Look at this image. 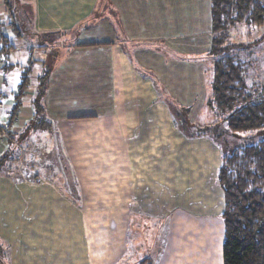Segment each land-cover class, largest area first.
Wrapping results in <instances>:
<instances>
[{"label":"crops","instance_id":"crops-1","mask_svg":"<svg viewBox=\"0 0 264 264\" xmlns=\"http://www.w3.org/2000/svg\"><path fill=\"white\" fill-rule=\"evenodd\" d=\"M6 1L0 4V16H7L9 13L13 19V7L9 5L10 2L5 4ZM26 2L33 6L32 28L36 40L41 35L48 37H44L45 40L43 37L40 38L42 42L38 44L42 60L36 62L30 55L35 51L34 45L31 47L25 45L28 40H22L24 36L17 31V25L3 24L11 30L15 36L13 37L10 33L4 35L0 24L1 37L6 38L5 41L12 46L10 52L0 54V123L12 121L14 108L20 104L13 97L19 93L14 95L15 89L8 92L5 89L8 77H15V72L19 70L17 69L19 64L15 62L24 61L29 67L25 68L21 79L24 78V74L31 78L34 73L36 82H39V94L42 80L49 75V87L44 95L47 117L57 123H78L81 131L83 128L88 130L91 128L90 138L101 139L102 135L108 137L104 128H108L109 125L116 124L119 131L121 129L120 135L115 133L113 136L120 145L111 148L110 155L106 156L105 160L127 159L131 164L127 161L120 163L122 169L128 168L129 172L138 168L139 179L134 181L126 179L128 184L126 181L122 193L112 191V194L107 196L111 199L105 200V206L149 208L153 209L155 217L162 214L160 209H168L167 215H172L171 209H174L176 204L172 206L168 201L162 202L160 197L153 199L154 195L152 197L146 195L147 191L153 194L156 189L173 190L170 182L165 184L167 188L159 187L162 183L158 182L160 169L157 161L163 155H167L169 150L171 154L173 153L169 157V161H172L165 169L169 168L171 171L169 181L172 182V178L175 177L177 182L180 170L179 154L188 155L189 152L194 154L196 143L205 142L208 149L215 151L216 160L220 161L222 156L218 146L209 138L195 140L181 134L175 127L172 117V111L175 110L177 114L180 106L189 108L192 112L195 108L196 95L200 96V104L204 106L211 95L213 66L208 56L212 45L211 0H106L107 7L101 6L102 0H26ZM27 16H30L29 11ZM51 36L57 39L54 44L49 39ZM33 38L35 35L31 41ZM11 39L17 41L16 45L10 44ZM3 41L0 39V49L4 45ZM68 41L69 44L64 45ZM52 47L58 50L51 56L49 51ZM35 63L39 65L38 70ZM35 91H38L37 86ZM35 94L34 92L30 94V98L26 99L27 102L22 104L19 110L20 123L33 125L34 129L29 131L24 139L19 136L21 135L19 130H15L12 135V141L21 145L24 142L27 145L31 143L34 135L41 136L38 134L42 129L36 127L37 123L33 122L40 119V115H44V110L37 106L38 101L42 104L40 98L34 102ZM103 123L106 126H103ZM164 123L167 131L163 129ZM172 124L174 126L172 128L175 129L170 131L169 125ZM169 132H172L171 135ZM164 137L168 140H164ZM74 153L76 158H79L82 151L75 149ZM100 154L98 151L91 153L90 159L101 160ZM211 163L210 156L205 154L197 172L193 165V167L184 165L188 170L182 177L184 184L182 187L191 184L192 187L189 188L191 191L197 186L196 193H204L207 188L211 193L216 192V188L220 187L217 179L220 163L214 162L217 164L214 167ZM160 173L162 175L163 172ZM44 185L29 184L27 181L19 185L9 178H0V238L9 241L12 264H63L66 261V256H61L60 247L61 245L67 247L66 239L59 237L57 246L56 241L52 242L53 239H57L51 231L19 233L20 221L25 219L28 223L31 222L28 217L17 216L18 208L30 206L26 199L28 194L24 196L20 194L27 193L28 188L29 192H39L40 186ZM178 186L179 184H176V189ZM116 194L123 195L120 200L122 203L117 204L114 200ZM6 195L9 198L3 200ZM197 198L199 211L193 212L190 218L203 225L215 222L222 232L224 198L222 202L219 201L218 208H215L218 201L210 202L211 199L206 201L201 196ZM91 200L90 198V203ZM31 206L34 207L33 203ZM3 207L7 208L5 215L1 212ZM184 219H187V216ZM189 235L193 241L190 236L184 234L185 245L178 247L171 238L161 258L157 261L152 260L153 264L157 262L223 264L222 259L220 257L217 259L210 249L209 241L205 242L204 239L202 245H199L200 251H195L193 248L196 243L195 235L191 232ZM127 237L126 233L120 249L109 247V243L98 246L91 237L88 239L90 246L87 249L84 247L88 244L87 238L78 234L79 239L75 238L74 247L80 251L82 262L84 259L90 262L87 255L91 252L97 264L98 250L105 248L99 251V253L105 251L103 257L105 262L102 263L114 264L131 254L132 249L125 246ZM46 239L47 243H43ZM36 240L42 241L41 245L35 244ZM190 244H193V247ZM55 246L57 248L53 252L48 251L47 248ZM150 255L155 257L156 251H151L148 256ZM143 257L139 264L147 258V254ZM65 263L67 264V261Z\"/></svg>","mask_w":264,"mask_h":264},{"label":"rangeland","instance_id":"rangeland-1","mask_svg":"<svg viewBox=\"0 0 264 264\" xmlns=\"http://www.w3.org/2000/svg\"><path fill=\"white\" fill-rule=\"evenodd\" d=\"M3 1L6 0H1L0 4L1 2L4 4ZM8 2H10L9 5L13 7V19L9 13V16L7 14L9 18L5 15L0 16V24L2 25L3 34L6 35L10 33V35H12L10 32L11 30H9L8 27H5V25H3L4 23H7L8 25L9 23H15L18 27V30H16L20 31L24 36L22 40H28L25 45L28 47L34 45L33 48H35V51L30 55L33 57V61L39 62L40 59L42 60V57L39 49L40 44L38 43L40 41L42 42L40 39L41 37L45 40L48 36L41 35L39 39L36 40L37 37L32 28V4L27 3L26 0H9ZM8 2L6 1L5 4ZM101 6H108L106 5V0H102ZM28 11L30 12V16H27ZM231 33L233 36V43L235 44L246 42L250 39L249 36H252L254 42H258V40L260 41L250 49L253 51V65L249 73V78L251 80L249 81V84L264 87V28H258L248 33L247 28L243 25H238L236 28L231 30ZM33 35H35V38L31 41ZM12 36L15 37L14 35ZM0 39H2L1 35ZM5 39L6 38L3 39L4 45L0 49V54H7V52L12 50V46H9V42L6 43ZM49 39L52 40V44H54L53 42H56L57 40L52 36ZM16 42V40L11 39L10 44L16 45ZM52 44L51 46H53ZM68 44L69 41L65 42L64 45ZM57 50L58 49L56 47H52L49 51V55L52 56ZM15 63L19 64L17 67L19 70L15 72V77H8L9 79L7 81L5 91L8 92L9 90L11 91L15 89L14 95L17 93H19V95L17 94L13 97L16 98L20 104H17L14 108L15 113L12 121L8 123H0V178H9L13 180L15 184L19 185L24 184L25 181L34 185L45 184L43 187L40 186L41 190L39 192H29L30 188H28L27 193L24 192L20 194L21 196L28 194L27 198H23L28 199V205L30 204V206L28 208H18L17 216H23L24 218L28 217L31 219V222L28 223L25 219L20 221L18 224L19 233H43L44 231H51L57 239H53L52 242L56 241L57 246L59 245V237L66 239L68 242L67 247L62 245L60 247L61 256H66L67 264H76V262H78V264L98 263L93 260L91 252L87 255L90 262H87L86 259L82 262L80 259V251L74 247V240L77 238L78 234H81L82 237L85 236L87 240L92 237L93 242L97 243L98 246H105L109 243V247L114 246L119 247L120 249L123 244V237L127 233V244L125 246L132 249L131 254L126 256L124 260L121 259L119 262L116 261L114 264H127L129 262V264H139L141 259L144 258L143 256H146V254L147 258H145L146 260H143L142 264H153L152 260L157 261L161 258L171 238L173 242L176 243V247L183 246L185 245V242L183 241L184 234L190 236V239L193 241V238L189 235L191 232L195 235L196 243L194 245L195 247H193V244L190 245L195 251H200V246L205 239V242H210V249L213 251L214 255H216L217 259L220 257L223 263V226L221 232L220 226H218L215 222H211L210 224L205 223V225H203L198 224L190 218V215L193 212L198 213L199 211L197 206L198 203L196 202L198 199L197 197H204L206 201L211 199L212 201L210 202L218 201V203L215 204V208L220 206L223 194L219 185V188H216V192L212 193L208 188L204 193H196L195 190H197V186L194 187V191H191L189 189L192 187L191 184H186L188 187H182L184 185L182 177L187 174L188 170L185 169L186 167L184 165L190 167L194 166V169L197 172L201 167L200 162H202V158L205 157V154L210 156L213 167L217 166L219 163L220 165L222 164L223 155L220 157V161H218V159L216 160L217 157H214L215 151L208 149L209 147L205 146V142L196 143V148L193 150L194 154L191 152H189L191 155H189V153L188 155L179 154L178 164L180 166V170L177 182L175 177L172 178V182L169 181V173L171 171L169 168L165 169L166 165H169V162L172 161V158L170 159L171 161H169V157H171L173 153L171 154L169 150L167 155H163L161 159L157 161L160 169L158 171V177L160 178V180L158 179V182L160 181V184L162 183L161 186H158L167 188L165 184L170 182L172 183L171 185L173 190L167 191L164 190L165 188H162V190L156 189L153 194L147 191L146 195L151 197L154 195V197H152L153 199H159L160 197L162 202L168 201L172 204V206L176 204V207L171 209L172 215L170 216L167 215L168 209H160L162 214H158V217H155L152 213L154 212L153 209L149 208L136 207L128 209L122 207L119 208L117 206L107 207L105 206V200L111 199V197L108 198L107 196H110L112 191L122 193L123 185L126 181L128 184V180L126 179L129 178L131 181H134L137 178L139 179L140 174L138 172V168H134V170L131 169L129 172L128 168H124V170L122 169L120 163H123L124 161L130 163L127 159L122 160L123 158H121V161L105 160V157L110 155V149L113 147L117 148V144L120 145V143L117 142V139L113 136L115 133L120 135L121 129L119 131V127L116 124L109 125L108 128H104L108 137L102 135L101 139L90 138L91 128L89 130L87 128H83L81 131L78 123L68 124L67 122L63 124L62 122L57 123L53 121L49 116H46L48 113L46 111V102L44 103V95L47 92L46 90H48L50 82L49 75H46L45 79L42 81L43 86L40 87L39 94V82H36L34 73L30 76L31 78L24 74V78L21 79L23 71L26 70L25 68L29 67V64L21 60ZM35 66L38 70L39 65L35 63ZM47 67L45 70H47ZM36 86L38 87L37 92L35 91ZM33 92L34 94L36 92L34 95V102H37L40 97L42 104L38 101L37 106L44 110V115H40V119L33 122L37 123L36 127L38 126L42 129L38 134L41 136L37 137V135H34V139L32 142L29 141L31 143H28V145L26 142H24L23 145L18 142H13V144L10 145L9 141H12L10 137H12L15 130H19L21 133L19 136L24 139L25 136L28 135L29 131L34 129L33 125H23V122L20 123L19 120V110H21L23 106L22 104L27 102L26 99H29V95L33 94ZM31 99L33 101V97H31ZM183 109L189 108L180 106L177 114L175 113V110L172 111L173 123L181 134L183 132L180 131L176 123L184 118H188V121H186L195 125L196 129H191V132H194V130L196 131L199 127H205L214 122L215 118L211 110L207 107V101L205 106L200 104V96L196 95L195 108L192 112L190 110L188 114H185ZM164 125L165 123L163 124V129L167 131ZM103 126H106V124L103 123ZM172 127H174L173 124L171 126L169 125L170 131L175 129ZM226 128L227 126L225 123H220L219 131L221 134L218 135V148L220 151L223 150L222 152L225 154H229L239 147L256 144L264 138V128L262 130L236 135H232L230 133L225 134ZM43 131L45 133H43ZM171 133L169 132V135H171ZM165 139L166 141L168 140L164 137V140ZM168 147H170V145ZM11 148H13L14 154L10 153V151H12ZM74 148L77 151H82L81 157L76 158ZM96 151L101 153L99 155L101 160L90 159L91 153H96ZM160 172H163L162 175H160ZM174 182L179 184L177 187L179 191H177L176 184ZM55 190L57 191L55 192ZM92 195H94V197H92ZM8 198L9 197L6 195L3 200H7ZM90 198L92 199L91 203L89 201ZM122 198L123 195L116 194V199L114 200H116L118 204L119 202L122 203L120 201ZM32 203L34 207L31 206ZM155 210L157 211V209ZM1 212L5 215L7 208L3 207ZM186 216L187 219H184ZM32 217H35V219L33 220ZM201 228L205 230H201ZM13 232H15L14 225ZM54 233H58L60 236ZM41 242L36 240L35 244L41 245ZM89 242L90 240H88L87 246L84 245L87 249L90 246ZM43 243H47V239ZM10 248L9 241H5L0 238V264H12V250ZM56 248L57 247L55 246V248L49 247L47 249L49 252H53ZM100 249L105 250V248ZM100 249L98 250L99 256L97 259L99 264H103L102 262H105L103 261L105 251L103 250L99 253ZM153 250L156 251L155 257L152 255L148 256V254H150ZM65 262L63 264H66ZM154 264H158V262Z\"/></svg>","mask_w":264,"mask_h":264},{"label":"trees","instance_id":"trees-1","mask_svg":"<svg viewBox=\"0 0 264 264\" xmlns=\"http://www.w3.org/2000/svg\"><path fill=\"white\" fill-rule=\"evenodd\" d=\"M211 25L213 80L207 107L214 122L194 132L188 118L176 124L187 138H209L218 146L220 123L232 135L264 128V87L249 84L250 49L260 41L249 36L248 42L235 44L231 33L238 25L248 33L264 28V0H211ZM222 155L217 179L224 198L223 264H264V138Z\"/></svg>","mask_w":264,"mask_h":264}]
</instances>
